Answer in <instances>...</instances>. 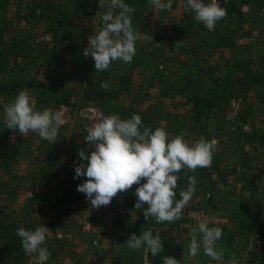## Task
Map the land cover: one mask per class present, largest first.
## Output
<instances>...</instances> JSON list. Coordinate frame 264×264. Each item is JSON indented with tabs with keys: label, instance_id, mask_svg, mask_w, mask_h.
Listing matches in <instances>:
<instances>
[{
	"label": "rangeland",
	"instance_id": "obj_1",
	"mask_svg": "<svg viewBox=\"0 0 264 264\" xmlns=\"http://www.w3.org/2000/svg\"><path fill=\"white\" fill-rule=\"evenodd\" d=\"M47 1L50 0H9L0 10V27L7 31L4 41L9 42L8 48L14 47L13 37L17 38L15 50L7 56L11 62L7 66L3 64L4 70H0V149L10 150L12 156L7 158L9 162L6 164L2 157L0 160L1 217L6 218L1 212L4 210L10 218L21 222L27 213H31L29 217L33 225H44L51 230L48 224L51 221L52 199L41 201V198H37L41 192L40 180L46 173L42 162L44 153L59 156L61 163L71 153H78L81 149L90 155L94 148L84 139L87 130L103 117L112 114L121 117L116 107L119 103L124 109L134 107L139 112L152 107V111H159V114L167 111L183 116L190 114L192 95L184 92L182 87L185 81L174 75L176 69L171 64L172 60H168L170 47L176 40V30L186 23L192 24L195 30L209 32L219 26L221 30L231 27L236 34L235 47L217 48L212 55L202 54L199 49L206 40L200 35L188 33L178 48L182 60L187 59V50L199 55L196 61L205 72L203 81L198 83L200 96L213 97L215 84H224L225 77L230 79L228 85L232 86L225 95L219 94L220 99L215 98L217 108H213L214 112L204 118L203 123L200 122L208 132V141L214 139L217 142L214 152L219 161V175L212 170L213 175L205 181V188L198 187L182 211L180 224H175L169 236L175 241L172 254L182 262H194L200 257L204 260L209 257L204 254L202 243L195 258L188 255V245L192 239V228L205 222L209 227L223 230L222 238L217 242V250L224 255L223 264H249L250 256L257 250V243L252 237L237 235L229 248L225 245L231 232L244 219L239 209L242 200L252 201L253 206L264 214V0H251L248 4L240 5L242 25H231L227 12L226 18L218 21L211 31L196 21L194 12L185 9V0H171V12L154 9L149 0H124V3L137 9L138 15L132 20L134 29L150 38L136 42V55L129 63L134 65L132 85L118 89L114 83L107 82L121 93L119 99L109 98L104 104L87 99L85 90L90 89L87 80L83 83L75 79L64 80L61 74L52 79L56 94L51 97L16 86L22 79L36 76L44 80L49 73H53L55 63L50 58V48L54 46L60 48L66 57L68 51L77 50V55L85 58L83 50L88 47V36L103 28L101 17L107 9H101L99 0H93L96 6L93 15L82 17L81 12L68 13V19L56 25L48 23L40 15H33V9L40 12ZM51 1L58 4L61 0ZM203 2L208 4L211 0ZM217 3L226 9L231 0H217ZM233 14L235 21L238 20L236 13ZM24 44L27 50H20L18 46ZM46 48L50 52L37 55L40 49ZM30 54L37 57L30 58ZM234 57L239 60H233ZM249 74L254 77L248 89L245 80L249 79ZM256 77L261 81L254 83ZM8 85L14 87L4 88ZM22 90L29 91L34 100V110L42 111L47 107L55 111L62 106L67 107L65 123L59 128L55 144L32 133L25 137L6 128L4 108ZM64 97L68 101H64ZM199 127H192L185 140L195 143L201 136ZM169 137L174 136L169 134ZM4 141L8 142L4 144ZM116 204V198L110 205L98 209H89L88 204L81 203L72 216L54 222L55 228L51 230L49 238L53 240L55 236L59 237L64 246L54 244L48 247L45 244L51 253L46 264H125L124 255L134 251L127 247L125 239L119 240L123 227L118 230L115 219H124V216ZM134 221L135 218L131 217L128 223L133 224ZM197 239L199 242L200 236ZM36 255L25 253V258L18 261L11 259L7 264H31V258ZM149 259L153 261L154 258L150 255ZM145 260V264H148V257Z\"/></svg>",
	"mask_w": 264,
	"mask_h": 264
},
{
	"label": "clouds",
	"instance_id": "obj_2",
	"mask_svg": "<svg viewBox=\"0 0 264 264\" xmlns=\"http://www.w3.org/2000/svg\"><path fill=\"white\" fill-rule=\"evenodd\" d=\"M149 4L160 11L171 12L173 7L171 0H149ZM99 5L101 9H107L101 17L103 28L88 36L89 43L83 50V56H90L97 72H103L110 70L114 61L131 63L136 55V42L150 37L142 36L134 29L132 14L136 10L124 0H99ZM184 7L194 12L196 21L203 23L210 31L227 16V10L220 7L217 0H211L208 4L203 0H185ZM101 87L107 90L109 85L103 82ZM4 120L6 128L14 133L25 137L32 133L53 144L60 126L65 123L62 108L55 111L47 107L42 111L34 110V100L28 90L20 91L4 108ZM187 135L185 131L170 138L163 128L153 131L143 124L141 116L137 114L129 119H122L115 114L101 118L87 130L84 137L94 150L89 155L81 149L78 157L83 162L74 164V179L87 178L78 185L77 191L84 193L92 207L98 209L110 205L119 193H127L134 185H139L135 190V208L144 209L143 215L147 222L150 218L156 223H171L181 219L183 209L195 194L197 179L188 176L187 189H181L180 199H176L175 189L179 179L176 173L183 169L195 172L197 168L210 167L217 143L203 136L195 143H189L185 140ZM51 232L44 225L34 231L24 227L16 230L23 250L26 254H37L34 258L38 264H46L51 256L44 246ZM222 235L221 228L199 223L192 228L188 255L197 257L202 243L204 254L218 264H223V253L217 250V242ZM126 245L133 251L141 248L150 250L153 257L163 251L160 236H154L151 228L139 236L132 234ZM162 260L163 264H179V260L172 256L162 257Z\"/></svg>",
	"mask_w": 264,
	"mask_h": 264
},
{
	"label": "trees",
	"instance_id": "obj_3",
	"mask_svg": "<svg viewBox=\"0 0 264 264\" xmlns=\"http://www.w3.org/2000/svg\"><path fill=\"white\" fill-rule=\"evenodd\" d=\"M36 1V0H34ZM251 0H231L226 7L228 12V19L231 22V25L240 24L243 20L240 12V5L248 4ZM9 0H0V10L8 4ZM96 6L94 5L93 0H61L58 4H53L52 1H47L46 6L43 10L38 12L36 8L33 9V15L39 16L42 19H45L50 24H61L65 22L68 13H77L81 12L82 17H89L93 15L95 12ZM137 10V9H135ZM238 18L235 21L234 14ZM140 13V10H139ZM137 11L132 14V20L137 17ZM2 21L0 16V22ZM5 29L3 30L0 27V70L3 69V64L6 63V66L9 64L10 59H7L9 54L13 53L12 50H15L17 38L13 37L14 47L8 48L9 42L4 41V37L6 36ZM182 32V34H181ZM188 33L200 35L203 40H206L203 43L202 47L200 46V53L202 54H210L217 52V48H227V47H235V39L236 36L234 30H231V27H224L223 30L220 29V26L215 28L214 31L209 32L202 29H194L193 25L190 23H186L183 25H179L176 30V40L173 45L170 47L171 55L168 57V60H172L171 64L173 68H175L174 75L179 78L184 79V86L182 89L184 92H188L189 95H192L193 103L191 104L190 114L180 115L172 112H160L156 113V111H152V107L149 109H145V111L139 112L134 107H130L129 109H124L121 106L122 104H117V113H119L122 119H129L133 114L140 115L145 126L150 127L153 131L156 128L165 129L170 135L176 136L180 135L182 132H187L193 127L200 128L201 136L205 137L209 140L208 132L206 128L200 124L204 120V118L210 117V114L214 112L213 108H217L218 104L214 103L215 98L220 99L218 97L220 93L228 92L232 86L230 83V79L225 77V83H216L212 92L215 95L212 97L209 96H200L197 92L198 83L203 81V75L205 76V72L198 65L196 58L199 55L196 52L190 53L187 50L186 60H182L180 57V53L178 52L179 45L181 42L186 40L185 35ZM23 43V42H21ZM179 43L177 46H175ZM43 46L42 48H44ZM18 48L26 49L25 44L19 45ZM180 49V48H179ZM52 51V52H50ZM50 51L46 49H40L37 52V55L43 54L45 52L51 53V60L55 63V69L53 73H49L47 75L48 78L40 79L36 76L25 78L22 81H18L16 86H22L27 89L38 91L47 96L55 95L53 92L54 87L52 85V79L61 74L62 78L65 79H75L80 83H83L84 80H87L88 87L90 89L85 90V94L88 100L96 101L100 104H104L109 98L119 99L121 91L118 89H123V86L132 85L133 81V69L134 65H130L129 63H125L122 60L114 61L110 70H105L103 72H97L94 67V60L89 56L87 58L79 57L77 55V50L68 51L67 57L61 53V49L54 46L50 48ZM53 53V54H52ZM30 58H36L37 56L28 55ZM191 58V60H190ZM233 60L237 61V57H234ZM52 62V63H53ZM53 63V64H54ZM132 63V62H131ZM264 63V59H263ZM240 64V61H239ZM156 68V65H154ZM253 74H249V79H246V86L249 89L251 86ZM261 81V80H260ZM254 80V83L260 82ZM96 82V84H95ZM103 82H108L110 84L114 83L116 87H111L109 85L108 89L105 90L101 87ZM114 85V86H115ZM14 85H8L4 88L12 89ZM173 88H175L173 86ZM64 101H68L66 97L63 99ZM97 103V104H98ZM164 116V118L162 117ZM2 124V122L0 121ZM203 123V122H202ZM8 142V141H7ZM4 141V144L7 143ZM10 147V145H9ZM10 150L0 149V160L1 157L4 160V163L9 162ZM45 158L43 159V165L45 166L46 173L41 178V192L37 195V198L41 201H46L52 199V203H50V217L51 221L48 224V227H51L52 231L55 228L54 222H61L64 218H68V216H72L75 212L78 211L81 203H86L89 206V209H92V205L90 201L87 199L84 193L77 191L78 185L85 182L86 177H81L79 179H74L75 170L74 164L80 163L83 161L79 160L78 153H71L63 163H61L59 156L52 154L51 152L44 153ZM215 152H213V159L210 167L206 168H197L195 172L189 171L187 169H183L180 172L176 173L179 177L177 182V188L175 189L177 195L176 199H180L179 192L181 189L186 190L188 185V176H195L197 179L196 190L198 187L200 189L205 188V181L210 179L213 175V171L215 170L219 175L220 169L218 164V159L216 158ZM8 158V159H7ZM218 161V162H217ZM2 167V165H0ZM146 181H141L144 183ZM139 185H134L132 189H130L127 193H119L115 198L117 199V208L120 212H122L124 219L120 218L115 219L117 229L120 230L121 227L123 230L122 235H120L119 240L128 241L129 237L132 234H136L139 236L143 231H147L149 228L152 229L154 236H160L163 243V251L158 255L153 257V261H150L149 256L151 255L150 250L145 251L144 248L140 250L126 253L123 257V262L125 264H145L146 258L148 257V264H163L162 257L172 256L179 260V264H210L211 261L217 263V261L212 260L210 257L206 259H202V257L196 259L194 262L192 261H184L182 262L178 257L172 254L174 239L169 236V233L173 231L175 224H180V220L175 222H163L156 223L153 218H150L148 222L145 220L143 215V208L136 209L135 203L137 198L135 196V190ZM28 206H25L23 212L27 209ZM147 205L144 206L146 208ZM6 208V207H5ZM239 209L241 213L244 215V219H242V223L237 229H234L230 236L229 240L226 243V247L229 248V244L232 242V239L237 235L250 236L253 238V241L257 243V250L252 253L249 258V264H264V214L261 210H257L252 201L242 200L239 204ZM6 218L1 217L0 214V264H7V261L14 260L18 261L25 258V251L22 248L21 240L16 234V230L20 227H24L26 230H35L38 225H33L32 219L29 217L31 213H27L25 215V219L17 221L16 219L10 218V216L6 215L4 210L1 211ZM136 214V216L133 215ZM134 217L135 221L133 224L128 223L130 218ZM125 221V224L123 225ZM129 224V226H127ZM123 225V226H122ZM52 241V243H51ZM46 244L48 247H52L54 244L60 247L64 246L63 241L59 239V237H54L53 240L50 238L47 239ZM141 253V254H140ZM224 256V255H223Z\"/></svg>",
	"mask_w": 264,
	"mask_h": 264
},
{
	"label": "built area",
	"instance_id": "obj_4",
	"mask_svg": "<svg viewBox=\"0 0 264 264\" xmlns=\"http://www.w3.org/2000/svg\"><path fill=\"white\" fill-rule=\"evenodd\" d=\"M61 108L63 109L64 112L67 111V107H65V106H62ZM36 261H37V260H36L34 257L31 258V264H33V263L36 262Z\"/></svg>",
	"mask_w": 264,
	"mask_h": 264
}]
</instances>
